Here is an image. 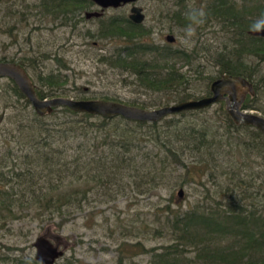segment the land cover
Returning a JSON list of instances; mask_svg holds the SVG:
<instances>
[{
    "label": "trees",
    "instance_id": "1",
    "mask_svg": "<svg viewBox=\"0 0 264 264\" xmlns=\"http://www.w3.org/2000/svg\"><path fill=\"white\" fill-rule=\"evenodd\" d=\"M247 1L213 0L202 12L187 15L182 12L181 3L176 2L180 11H174L171 19L181 27L189 28L196 24L210 27L213 20L220 24V30L231 35L230 46L216 54L214 63L219 74L210 80V84L223 75L238 76L249 81L257 94L264 86V76L259 75L255 65L249 66L247 60L255 57L260 60L258 63L264 62V39L249 36L248 31L262 26L264 0H250V9ZM92 5L88 0H45L42 9L46 15L67 22L69 14L87 10ZM105 20L89 36L99 42L110 44L119 40L121 44L102 58L103 62L129 73L139 86L165 94V105L200 99H193L188 92L190 82L186 73L172 63L178 59L190 65L194 59L192 55L197 54L194 50L189 53L173 49L171 45L159 48L150 42V30L142 24H134L128 17L114 16ZM10 62L26 70L23 61ZM38 79L42 81L41 88H35V92L40 100L59 96L55 92L65 84L60 74ZM10 83L12 93L23 100L26 107L30 106L17 86ZM209 95L210 91L206 96ZM252 98L247 97L243 109L260 111L252 106ZM219 104L223 108L224 103ZM133 106L144 109L143 105ZM205 110L173 114L154 123L128 121L121 117L106 119L75 113L66 107L54 109L42 117L34 113L32 126L27 127L29 135L23 139L18 137L20 140L15 146L21 149V155L10 154V166H7V160H0V229L9 222L29 217L32 221L53 223L55 219L70 215L71 212L66 211L72 207L80 209L86 199L84 184L89 178L85 176L93 172L92 178L100 182L101 177L111 179L119 172L125 174L127 166L139 157L137 153L146 142L153 144L158 157L146 175L151 176L149 182L157 184L168 177L169 157L180 166L179 176L185 178L180 187L193 181L194 176L214 177L212 169H222L218 156H227L233 149H245L249 153L246 160L254 152L264 160L263 135L252 127L235 125L223 109L214 123L202 120L199 124H182L175 119L186 114L196 116ZM52 116V122H46ZM94 119L99 122L92 121ZM26 130L20 124V134L24 135ZM144 139L146 142L143 143ZM178 141L184 150L180 154L176 152ZM69 152L77 153V157L67 163L63 156ZM185 155L188 158L182 157ZM71 163H76V167L72 168ZM228 169L230 174L225 186L228 201L223 203L213 199L214 207L194 206L180 212H168L164 229H168L173 243L167 247L168 252L154 255L152 263L264 264V192L260 193L263 188L259 185L256 189L252 179L242 177L241 169L231 166ZM75 183L80 185L76 187ZM152 188H155L153 183L149 189ZM258 197L262 206L256 204ZM188 251H193L192 259L185 257ZM24 263L38 264L36 261Z\"/></svg>",
    "mask_w": 264,
    "mask_h": 264
},
{
    "label": "rangeland",
    "instance_id": "2",
    "mask_svg": "<svg viewBox=\"0 0 264 264\" xmlns=\"http://www.w3.org/2000/svg\"><path fill=\"white\" fill-rule=\"evenodd\" d=\"M44 1L0 0V63L23 61L36 89L41 88L42 81L38 77L60 74L65 79L64 87L55 92L59 96L48 99L117 101L129 106L143 105L146 110L175 104L170 102L165 105V94L139 86L129 73L102 61L115 46L121 44L119 40L109 44L108 41L99 42L89 36V33L97 31L100 22L105 19L128 17L132 5L105 10L100 18L102 20H86L85 12L100 11L93 4L87 10L69 14L70 19L65 22L46 15L42 9ZM212 1L139 0L135 4L143 10L145 19L142 25L150 30L149 39L155 46L171 45L173 49L189 53L194 50L197 53L192 55L194 59L190 65L183 60H172L176 68L186 73L190 82L188 92L194 96L193 99L205 97L209 92L210 80L218 77L219 68L214 59L225 46H230L231 35L221 31V25L215 20L211 21L210 27L196 24L189 28L181 27L171 17L174 11H180L176 2L181 3L182 12L187 15L199 10L202 12ZM249 2L247 6L250 9L252 3ZM261 24L263 27L264 21ZM169 35L175 38L173 43L166 41ZM258 61L250 57L247 64L255 65L259 75L264 76V62ZM11 89L10 81L0 78V160H7V166L11 165L8 159L10 154L21 155V149L15 146L20 140L18 137L23 139L29 135L30 129L27 127L32 126L35 113L31 105L26 107ZM253 98L252 106L260 111H248L264 116L261 112L264 110V86L257 94L254 92ZM220 109L225 110V105L222 108L218 103L202 114H186L183 118L176 116L175 119L182 124H199L202 120L214 123L219 119ZM53 119L54 116L46 122L51 123ZM92 121L99 122L98 119ZM20 124L27 129L24 135L19 132ZM177 144L176 152L180 154L184 151L183 146L180 141ZM229 153L227 156H218L222 169H212L214 177L208 175L201 179L194 176L193 181H187L183 187H180V182L185 178L179 176L180 166L175 165L169 157L168 177L157 184L149 182L151 176L146 175L158 160L153 144L146 142L137 153L139 157L127 166L125 174L117 171L120 176L112 175L111 179L101 177L100 182L92 178L95 175L93 172L85 176L89 178V182L84 184L86 199L80 209L69 208L66 212L70 211V215L55 219L53 223L32 221L29 217L9 222L1 228L0 264L35 261L33 243L40 236L46 237L64 251V256L55 264H154V255L168 252L167 247L173 243L168 229H164L167 213L184 211L194 206L214 207L213 199L227 202L229 198L225 186L230 174L229 166L241 169V176L252 179L255 187L261 185L263 191L260 189V193L264 192V160L256 152L246 160L249 153L245 149H233ZM76 154L66 153L63 160L70 163L75 160ZM182 157L188 158L186 155ZM71 164L72 168L76 167V163ZM87 169L89 172L90 168ZM151 183L155 184V188L149 189ZM77 184L80 185L75 183L74 186ZM180 189L183 190L182 198L177 196ZM259 203L258 197L256 204L262 206ZM193 256V251L185 254L189 259ZM15 260L19 262L15 263Z\"/></svg>",
    "mask_w": 264,
    "mask_h": 264
},
{
    "label": "water",
    "instance_id": "3",
    "mask_svg": "<svg viewBox=\"0 0 264 264\" xmlns=\"http://www.w3.org/2000/svg\"><path fill=\"white\" fill-rule=\"evenodd\" d=\"M99 8V12H85L86 20L103 16L105 10L118 9L126 5L130 8L129 20L136 25L143 23L145 16L142 8L135 4L139 0H88ZM253 37L264 38V28L249 31ZM168 43H173L175 38L172 35L166 37ZM0 78L11 80L30 102L31 107L38 116L51 114L54 109L66 107L75 113L89 114L101 118L112 119L121 117L128 121H141L154 123L164 118L188 111L207 109L215 104L223 102L225 111L232 122L239 126H247L256 129L264 137V116L243 109L246 98L253 97V85L246 79L238 76L223 75L210 84V95L197 100H190L174 105L164 106L155 110H146L118 102L104 100H74L70 98H52L40 100L37 98L35 86L26 70L15 63H0ZM179 198L183 197V190L177 193ZM35 249L34 259L38 264H55L58 259L64 256L60 250L46 237L40 236L33 243Z\"/></svg>",
    "mask_w": 264,
    "mask_h": 264
},
{
    "label": "flooded vegetation",
    "instance_id": "4",
    "mask_svg": "<svg viewBox=\"0 0 264 264\" xmlns=\"http://www.w3.org/2000/svg\"><path fill=\"white\" fill-rule=\"evenodd\" d=\"M127 6V5H126ZM132 7V6H131ZM121 8V7H120ZM260 28H264V26L262 27H260ZM256 29H259V28H256ZM252 30H254V29H252ZM252 30H249V31H252ZM249 31H248V35H249ZM250 36V35H249ZM257 38V37H256ZM259 38V37H258ZM262 39H264V38H262ZM9 63H11V62H9ZM16 64V63H15ZM18 65V64H17ZM6 80H9V79H6ZM9 81H11V80H9ZM253 88H254V86H253ZM255 92V91H254Z\"/></svg>",
    "mask_w": 264,
    "mask_h": 264
}]
</instances>
